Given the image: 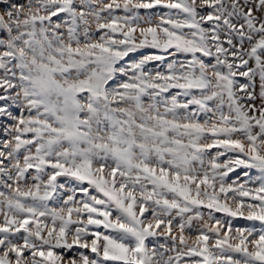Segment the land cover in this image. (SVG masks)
Returning a JSON list of instances; mask_svg holds the SVG:
<instances>
[{"label": "snow or ice", "instance_id": "1", "mask_svg": "<svg viewBox=\"0 0 264 264\" xmlns=\"http://www.w3.org/2000/svg\"><path fill=\"white\" fill-rule=\"evenodd\" d=\"M0 264H264V0H0Z\"/></svg>", "mask_w": 264, "mask_h": 264}, {"label": "rangeland", "instance_id": "2", "mask_svg": "<svg viewBox=\"0 0 264 264\" xmlns=\"http://www.w3.org/2000/svg\"><path fill=\"white\" fill-rule=\"evenodd\" d=\"M240 223H243L242 221Z\"/></svg>", "mask_w": 264, "mask_h": 264}]
</instances>
